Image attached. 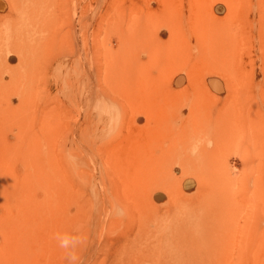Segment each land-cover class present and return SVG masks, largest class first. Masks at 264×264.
I'll return each mask as SVG.
<instances>
[{
	"label": "rangeland",
	"instance_id": "1",
	"mask_svg": "<svg viewBox=\"0 0 264 264\" xmlns=\"http://www.w3.org/2000/svg\"><path fill=\"white\" fill-rule=\"evenodd\" d=\"M189 1L0 0V264H264V0Z\"/></svg>",
	"mask_w": 264,
	"mask_h": 264
},
{
	"label": "bare ground",
	"instance_id": "2",
	"mask_svg": "<svg viewBox=\"0 0 264 264\" xmlns=\"http://www.w3.org/2000/svg\"><path fill=\"white\" fill-rule=\"evenodd\" d=\"M189 2H191L190 3V5H189V7H184V8H186V9H188L187 11H189V14H191L190 15V18H189V26H188V28H189V30H190V32L192 33V34H194V32H195V29H198V30H200L201 28L200 27H202V25L200 24V25H198V26H196V22L197 21H201V22H205L204 21V19H203V14L201 15V14H197V12L200 10V11H203V7H194V4H193V1H189ZM13 3V2H12ZM13 8V7H12ZM33 8V7H32ZM23 10H22V12H21V14L20 15H18V21H14V20H10L11 22V26L8 28V31H5L6 33H3V32H0V46L2 45V46H8V47H10V45L11 44H9V43H12L13 42V35H12V33H14V37L15 36H17L18 37V39L17 40H21V39H23L22 37H25L26 35V30H27V26L29 25V16H32V13H33V11H34V9H35V7H34V9H33V11L31 12V7H23L22 8ZM156 12V11H155ZM163 12V11H162ZM183 12V11H182ZM157 14H158V12H157ZM160 14H161V17L163 16L162 14L163 13H161L160 12ZM159 14V15H160ZM155 15V14H154ZM170 15H174V14H169V16ZM180 15V14H179ZM157 17H158V15H156ZM155 17V16H154ZM160 17V16H159ZM168 17V16H167ZM196 17V18H195ZM170 18H172V17H170ZM17 26V27H16ZM12 32V33H11ZM27 32H28V30H27ZM207 32H209V33H211V31H207ZM37 33V32H36ZM197 33H199V32H197ZM196 33V34H197ZM36 37H39V36H37L36 35ZM41 37V36H40ZM195 38V37H194ZM38 39V38H37ZM36 39V40H37ZM193 39V38H192ZM14 41H16V40H14ZM38 41H41L40 39H38L37 41H36V43H39ZM17 43V42H16ZM15 43V44H16ZM7 47V48H8ZM17 47V46H16ZM14 47H12V49H13ZM25 48H28V47H25ZM30 48H32V47H30ZM15 49V48H14ZM36 49V47H34V49L32 48V50H35ZM38 49V48H37ZM3 51H5L6 49H2ZM20 50V49H19ZM28 50H29V48H28ZM3 51H0V53L1 52H3ZM7 51V50H6ZM9 51V50H8ZM8 51H7V53H8ZM10 51H12V50H10ZM17 52V51H16ZM24 52V51H23ZM22 51L20 52L21 53V55L22 56H20V57H22V60L24 61V62H27V64L28 63H30L29 61V59H30V57L29 56H27L26 57V54L25 53H23ZM206 53L208 54V51L207 52H205L204 54H203V56H206ZM4 54V53H3ZM34 54H37V53H34ZM33 54V55H34ZM39 52H38V56H39ZM33 55H31L32 56V58H31V61H33L34 62V59H35V55L33 56ZM2 56V53H1V55H0V57ZM5 56V55H4ZM18 56V57H19ZM37 56V55H36ZM37 56V57H38ZM34 58V59H33ZM33 59V60H32ZM41 59V58H40ZM19 60V59H18ZM20 61V60H19ZM22 61V62H23ZM21 62V61H20ZM35 62H37V60L35 61ZM74 62V61H73ZM26 64V63H25ZM31 65H32V63H30V66H28V67H31ZM26 66V65H25ZM1 67H3V64L1 65ZM0 67V68H1ZM22 67H23V65H22ZM27 67V66H26ZM57 67V66H56ZM61 68V67H60ZM23 71H24V69H23ZM7 72V67H6V71L4 70V67H3V71H0V76L1 77H3V76H5V77H10V75L12 76V74H6V75H4L5 73ZM22 73V72H21ZM23 73H25V72H23ZM27 73V72H26ZM11 80H13V77H11V79H10V81ZM27 93V92H26ZM27 94H29V93H27ZM26 96V95H25ZM27 96H29V95H27ZM26 102V101H25ZM24 102V103H25ZM24 106V105H23ZM27 107V106H26ZM25 108V107H24ZM48 137V136H47ZM46 138V137H45ZM45 138H43V140L45 139ZM35 147V150L37 151V150H39L40 148H38L37 146H34ZM35 161H37V160H35ZM37 162H39V161H37ZM37 162H33V163H31V165H30V168H29V170H28V172H27V176H26V186L23 188V189H21L19 192H18V194H19V196H18V202H19V204L17 205V206H14V207H12V211H11V213H12V216H13V224L12 225H16L17 227H15V228H13V229H11V230H9L8 232H9V237L10 238H15V237H17V236H19V232L21 231V230H23L24 228H26L27 227V220H26V217H27V214L36 206V204H35V202H34V200L33 199H31V189H33V188H35V187H39V186H41V185H43V184H47V185H54L55 184V178L53 177V176H51V175H47V174H45L43 171H41L40 169H39V167H43V165L39 162V164L37 163ZM53 190L54 189H51L50 190V194H48L45 198L46 199H51L53 196H56L55 194H53L52 192H53ZM0 191H1V193L2 194H5V192H6V190H5V187H2V186H0ZM22 194H23V196H22ZM28 225H29V222H28ZM8 240V239H7ZM18 242V241H17ZM175 253H177V252H175ZM178 254V253H177ZM175 257L177 258V255H175ZM257 264H260V263H257Z\"/></svg>",
	"mask_w": 264,
	"mask_h": 264
},
{
	"label": "clouds",
	"instance_id": "3",
	"mask_svg": "<svg viewBox=\"0 0 264 264\" xmlns=\"http://www.w3.org/2000/svg\"><path fill=\"white\" fill-rule=\"evenodd\" d=\"M205 144L208 148L213 147V142L211 141V139H206V140H199L198 139V140H196L189 149L190 155L192 157H198L200 154L201 147L205 146ZM56 239L59 242V246L61 248L66 249V250L69 248L70 243H78L79 242L78 237H72L66 233L65 234H57ZM75 258L76 257L74 255V253L69 251L68 252V259L75 260Z\"/></svg>",
	"mask_w": 264,
	"mask_h": 264
}]
</instances>
